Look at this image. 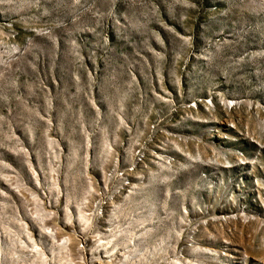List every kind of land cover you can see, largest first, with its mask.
Here are the masks:
<instances>
[{"label": "rangeland", "instance_id": "1", "mask_svg": "<svg viewBox=\"0 0 264 264\" xmlns=\"http://www.w3.org/2000/svg\"><path fill=\"white\" fill-rule=\"evenodd\" d=\"M0 264H264V0H0Z\"/></svg>", "mask_w": 264, "mask_h": 264}]
</instances>
